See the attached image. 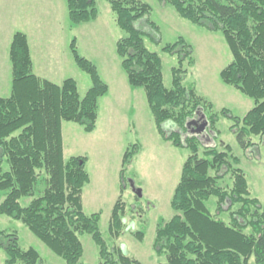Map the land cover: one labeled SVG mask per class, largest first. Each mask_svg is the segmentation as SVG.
Masks as SVG:
<instances>
[{
  "label": "trees",
  "instance_id": "obj_1",
  "mask_svg": "<svg viewBox=\"0 0 264 264\" xmlns=\"http://www.w3.org/2000/svg\"><path fill=\"white\" fill-rule=\"evenodd\" d=\"M108 1L117 24L126 32L117 42V52L130 86L145 89L160 135L189 150L171 201L177 213L158 226L154 248L165 255L164 264H264V206L252 196L239 158L228 145L222 149L214 144L218 117L207 114L213 111V103L183 85L187 72L183 63L186 59L190 65L195 62L192 45L181 38L163 47L179 56L173 87L167 88L162 59L146 44V36L158 33L149 17L151 6L142 0ZM162 1L190 22L224 35L233 59L221 71V78L251 97L254 107L243 118L227 108L221 112L234 120L232 128L241 148L249 149L254 136H264V0ZM67 5L72 24L99 16L96 0H67ZM71 50L77 65L92 80L84 97L74 78L57 84L37 76L27 34H14L12 91L9 97H0V215L23 222L67 264H80L84 255L80 235L84 233L91 234L98 245L100 264H143L122 248L111 249L100 229V213L85 212L83 191L91 181L87 157H64L63 122H75L93 132L99 101L110 91L98 67L80 54L76 39ZM203 115L209 121L205 134H193L189 121ZM168 124L173 127L166 130ZM137 150L138 145L127 149L123 164L130 163ZM228 173L233 185L225 188L220 179ZM212 197L217 198L216 214L207 205ZM25 198L29 199L26 205L22 203ZM223 211L229 213L228 222L221 217ZM125 217L126 204L120 196L110 224L114 235L121 236L128 229ZM136 235L140 240L145 236L143 232ZM0 249L6 253L4 264L42 263L35 248H22L15 230L0 228Z\"/></svg>",
  "mask_w": 264,
  "mask_h": 264
},
{
  "label": "rangeland",
  "instance_id": "obj_2",
  "mask_svg": "<svg viewBox=\"0 0 264 264\" xmlns=\"http://www.w3.org/2000/svg\"><path fill=\"white\" fill-rule=\"evenodd\" d=\"M96 1L98 18L82 24L71 23L67 0H45V3L12 0L11 5L13 12L20 14L21 28H32L39 38L36 50L40 53V62H43L42 56H46L56 65L54 72L47 76L57 83L74 78L81 96H85L92 80L73 57L71 42L76 39L80 54L98 67L102 78L111 86L112 92L99 101L100 119L96 131L87 132L78 123L63 122L64 157L66 160L73 156L87 157L86 169L93 185L86 188L84 210L87 214L100 213V229L108 246L117 250L122 248L143 264H164L165 255L158 254L154 248L156 231L177 213L171 201L189 150L173 145L158 132L145 89L130 86L117 52V42L126 32L117 24L110 2ZM142 1L151 6L149 17L158 27L156 37L146 36V44L162 59L165 86L173 87V68L179 66V56L162 49L184 38L192 45L195 62L190 65V59H186L183 63V69L187 70L183 85L195 88L200 96L213 103V111L207 114L215 113L218 117L215 140L222 149L228 145L232 154L239 158L238 166L246 174L252 196L264 206V136H254V145L242 149L232 128L234 120L221 112L227 108L233 116L243 118L254 107L251 97L221 78V71L233 59L224 35L181 17L167 1ZM14 4H18V10ZM63 12L62 19L67 23L63 27L60 24L61 29L58 22ZM59 60L63 61L62 67ZM172 127L168 124L166 130ZM134 145H138V150L132 161L122 165L125 152ZM220 185L225 188L233 185L230 173L220 179ZM135 189H141L143 196L139 197ZM120 196L126 204L128 229L116 236L111 232L110 224L115 200ZM28 202L27 198L22 201L24 205ZM207 205L216 214L217 198L212 197ZM221 217L227 222L230 220L226 211ZM0 228L17 231L22 248H35L41 255V264H67L23 222L0 215ZM136 232H143L144 239H138ZM80 238L84 245L80 264H100V250L92 235L84 233ZM5 259L6 253L0 249V264H4Z\"/></svg>",
  "mask_w": 264,
  "mask_h": 264
},
{
  "label": "crops",
  "instance_id": "obj_3",
  "mask_svg": "<svg viewBox=\"0 0 264 264\" xmlns=\"http://www.w3.org/2000/svg\"><path fill=\"white\" fill-rule=\"evenodd\" d=\"M33 1H37V0H33ZM40 1L45 3V0H40ZM11 4H12V0H0V97H9L11 95L12 69L13 68H12V63L10 59V47L12 44L14 34L17 31H22L28 36L35 74L39 76L40 78L47 79L54 83H57L55 82L53 78H51L50 76H47V74L54 72L53 68L56 65L51 64L46 56H42L43 62L42 63L40 62L38 58L40 53L39 51L37 52L36 50V46L39 44V38L37 37L36 33L33 31L32 28H29V29L21 28V22L18 20L20 14L18 12L16 13L13 12V8ZM14 8L18 10V4H14ZM63 15H64V12L61 13V16H60L61 19H60V22H58L59 23L58 27H60L61 29L63 27L62 25L64 24L66 25L67 23V21L64 22L63 20L64 18L62 19ZM60 24L62 27L60 26ZM66 62H67L66 64L68 65V61ZM38 63H39V66L37 67ZM41 65H42V68H41ZM59 65L60 67H62L63 61L59 60ZM64 80H62V82ZM61 83H57V84H61ZM109 87H110V91L106 96H108L112 92V88L110 85ZM106 96L102 98H106ZM99 119H100V111H99V117H98L96 129L99 127ZM96 129L94 131H96ZM122 165H123V161H122ZM122 165H121V168L119 169L120 171L119 180L121 179ZM91 185H93L92 178H91V181L84 188L83 205H85L86 188L87 186H91ZM114 195L115 196L117 195L116 191L114 192ZM118 198H116L115 202H117Z\"/></svg>",
  "mask_w": 264,
  "mask_h": 264
},
{
  "label": "water",
  "instance_id": "obj_4",
  "mask_svg": "<svg viewBox=\"0 0 264 264\" xmlns=\"http://www.w3.org/2000/svg\"><path fill=\"white\" fill-rule=\"evenodd\" d=\"M201 119H202V123L200 125H199V121L196 120L195 118L189 121L188 126L193 134L203 135L206 132L209 126V121L206 118V115H203ZM134 191L137 193L139 197L143 196V191L141 189H135Z\"/></svg>",
  "mask_w": 264,
  "mask_h": 264
},
{
  "label": "flooded vegetation",
  "instance_id": "obj_5",
  "mask_svg": "<svg viewBox=\"0 0 264 264\" xmlns=\"http://www.w3.org/2000/svg\"><path fill=\"white\" fill-rule=\"evenodd\" d=\"M202 116H197V117H195V119L196 120H198L199 121V125L202 123ZM194 119V118H193Z\"/></svg>",
  "mask_w": 264,
  "mask_h": 264
}]
</instances>
